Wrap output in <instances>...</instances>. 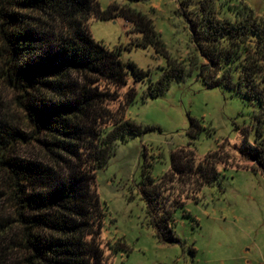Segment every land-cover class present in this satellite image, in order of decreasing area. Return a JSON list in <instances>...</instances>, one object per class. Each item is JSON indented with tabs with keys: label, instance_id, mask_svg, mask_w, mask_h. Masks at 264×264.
Wrapping results in <instances>:
<instances>
[{
	"label": "trees",
	"instance_id": "trees-1",
	"mask_svg": "<svg viewBox=\"0 0 264 264\" xmlns=\"http://www.w3.org/2000/svg\"><path fill=\"white\" fill-rule=\"evenodd\" d=\"M116 14L140 33L126 48L152 43L165 52L152 18L117 1L102 8L99 0H0V78L13 93L12 105L0 94V264H110L96 174L119 139L143 130L125 116L137 95L128 74L136 83L150 73L123 60L124 45L93 37L89 20ZM187 19L203 57L197 73L208 86L257 101L256 136L263 142L264 11L246 0H201ZM185 69L184 60L170 59L158 80L149 77L143 98L167 89ZM202 129L191 118L190 135ZM219 155L197 160L192 148H179L168 172L148 175L147 185L142 180L161 240H176L172 210L182 202L164 195L165 182L188 177L197 192L218 176ZM250 156L264 169L263 146L250 147Z\"/></svg>",
	"mask_w": 264,
	"mask_h": 264
},
{
	"label": "rangeland",
	"instance_id": "rangeland-1",
	"mask_svg": "<svg viewBox=\"0 0 264 264\" xmlns=\"http://www.w3.org/2000/svg\"><path fill=\"white\" fill-rule=\"evenodd\" d=\"M113 1L152 18L166 53L152 43L126 48L140 33L130 29L132 23L122 14L92 17L89 27L94 38L110 47L124 45L123 60L149 70L152 81L160 78L170 59L184 60L186 69L167 89L145 98L149 77L135 83L129 70L128 83L135 84L137 95L126 105L125 116L143 130L117 141L95 180L105 208L101 236L110 264H264V169L250 156V147H264V137L260 143L256 136L259 106L242 93L208 86L197 73L195 62L203 57L187 15L201 0H99L102 8ZM246 1L264 11V0ZM0 94L12 105V90L1 78ZM16 115L22 112L17 110ZM191 118L203 126L196 137L189 133ZM179 148H192L197 160L218 152L219 174L197 192L188 177L165 182L164 195L182 201L172 210L176 240L166 242L157 234L156 214L149 209L142 180L147 185L148 175L158 178L168 172L172 153ZM108 242L117 246L116 251Z\"/></svg>",
	"mask_w": 264,
	"mask_h": 264
}]
</instances>
